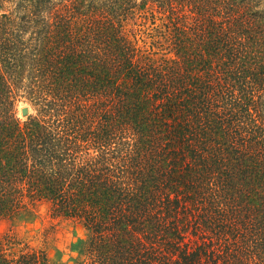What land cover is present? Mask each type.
<instances>
[{
  "label": "trees",
  "instance_id": "trees-1",
  "mask_svg": "<svg viewBox=\"0 0 264 264\" xmlns=\"http://www.w3.org/2000/svg\"><path fill=\"white\" fill-rule=\"evenodd\" d=\"M37 203L73 264H264V0H0V220Z\"/></svg>",
  "mask_w": 264,
  "mask_h": 264
},
{
  "label": "rangeland",
  "instance_id": "rangeland-1",
  "mask_svg": "<svg viewBox=\"0 0 264 264\" xmlns=\"http://www.w3.org/2000/svg\"><path fill=\"white\" fill-rule=\"evenodd\" d=\"M151 31L150 20L146 19L126 26L128 36L143 48L151 42L148 35ZM16 112L18 118L24 120L32 108L27 101L20 100ZM0 236L19 243L13 248L28 246L44 250L54 264H73L82 257L81 249L87 231L75 219L52 217L45 203H37L16 216L1 219Z\"/></svg>",
  "mask_w": 264,
  "mask_h": 264
},
{
  "label": "bare ground",
  "instance_id": "bare-ground-1",
  "mask_svg": "<svg viewBox=\"0 0 264 264\" xmlns=\"http://www.w3.org/2000/svg\"><path fill=\"white\" fill-rule=\"evenodd\" d=\"M28 107H29V106H28V105H26V109H28ZM21 110H22V106L20 105V111H21Z\"/></svg>",
  "mask_w": 264,
  "mask_h": 264
}]
</instances>
